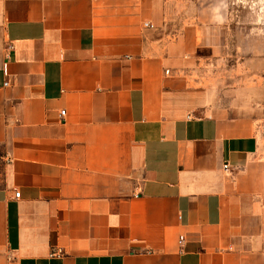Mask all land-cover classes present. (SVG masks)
Returning a JSON list of instances; mask_svg holds the SVG:
<instances>
[{"label": "crops", "instance_id": "crops-1", "mask_svg": "<svg viewBox=\"0 0 264 264\" xmlns=\"http://www.w3.org/2000/svg\"><path fill=\"white\" fill-rule=\"evenodd\" d=\"M228 1L0 0V264H264Z\"/></svg>", "mask_w": 264, "mask_h": 264}, {"label": "rangeland", "instance_id": "rangeland-1", "mask_svg": "<svg viewBox=\"0 0 264 264\" xmlns=\"http://www.w3.org/2000/svg\"><path fill=\"white\" fill-rule=\"evenodd\" d=\"M232 36L216 66L214 93L222 109L249 114L264 145V0H229Z\"/></svg>", "mask_w": 264, "mask_h": 264}, {"label": "built area", "instance_id": "built-area-1", "mask_svg": "<svg viewBox=\"0 0 264 264\" xmlns=\"http://www.w3.org/2000/svg\"><path fill=\"white\" fill-rule=\"evenodd\" d=\"M8 47H10V44L8 45ZM63 113H64V109H60L59 110V115H62ZM223 167L224 168L226 167V163H223ZM18 194H19V191L18 190L13 191V195L14 196H18ZM177 242L180 243L181 242V239H178Z\"/></svg>", "mask_w": 264, "mask_h": 264}]
</instances>
